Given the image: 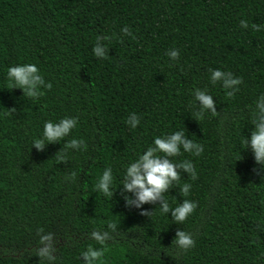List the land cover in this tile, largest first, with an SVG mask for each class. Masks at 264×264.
Instances as JSON below:
<instances>
[{
	"label": "trees",
	"instance_id": "trees-1",
	"mask_svg": "<svg viewBox=\"0 0 264 264\" xmlns=\"http://www.w3.org/2000/svg\"><path fill=\"white\" fill-rule=\"evenodd\" d=\"M97 37L104 58L93 55ZM24 63L51 84L35 99L7 78ZM216 69L241 79L231 97L211 82ZM194 89L212 96L215 116L200 113ZM261 94L264 0H0V264H82L101 247L93 231L111 237L101 264H264V164L241 143ZM70 117L76 127L60 142L32 146L44 122ZM177 130L203 146L169 158L195 171L180 170L163 194L170 208L195 202L182 223L159 201L126 206L120 192L128 164ZM73 138L86 147L66 148ZM107 167L112 198L95 187ZM179 230L194 242L186 250ZM49 233L51 262L38 255Z\"/></svg>",
	"mask_w": 264,
	"mask_h": 264
},
{
	"label": "clouds",
	"instance_id": "clouds-1",
	"mask_svg": "<svg viewBox=\"0 0 264 264\" xmlns=\"http://www.w3.org/2000/svg\"><path fill=\"white\" fill-rule=\"evenodd\" d=\"M240 26L246 28L248 25L242 20ZM121 31L126 35L129 34L127 28H123ZM101 39V37H97V42L92 49L93 55L97 58H104L106 56L107 50L101 43ZM167 55L170 60H176L179 56V51L171 49ZM7 78L11 84V88H19L23 95L33 99L43 95L42 88H51V84L45 82L35 64L24 63L8 67ZM210 80L213 84L220 81L222 87L229 90L227 91L229 97L237 91V87L242 82L239 77H233L232 73L219 69L211 70ZM193 99L194 102H199L196 104L201 114L204 110H207L213 116L216 115L213 109L212 96L207 94L205 90L194 89ZM139 123L140 118L135 113L130 114L126 120V124L131 129H135ZM76 124L77 120L74 117L63 118L56 123L46 121L43 124L41 138L35 139L32 146H35L39 151L47 143L60 142L76 127ZM252 124L253 128L250 131V135L245 137L241 142L242 149L250 150L255 163L261 165L264 164V94H261L255 101ZM185 137L184 130H177L171 134L157 136L152 140V144L139 154L137 159L128 164L120 184L121 196L126 206L139 209L144 203L153 204L159 201L158 206L160 211L165 214L171 212V217L174 221L181 223L193 212L196 207L195 202L183 200L176 207L170 208L168 201L163 196L173 182L180 179V170L184 173H190L195 178V171L191 161L185 160L173 163L169 159L170 157L178 156L181 149L184 152H192L197 156L202 152V145L194 143ZM65 146L70 149H82L86 147L83 140L75 138L69 140ZM161 153L163 155H160ZM95 187L105 196L113 197L117 188L115 191H112L113 175L110 167L103 170ZM189 189L190 185L184 184L180 191L187 195ZM129 193L131 195H128ZM140 214L146 215L147 213L141 212ZM108 227L112 228L113 225H109ZM90 235L101 247H88L86 251L82 252L80 254L82 264H101L105 253L104 245L111 237L108 232L93 231ZM40 241L43 246L39 249L38 255L49 262L53 261L54 256L51 253L55 249L52 243V234L41 235ZM175 241L179 248L185 250L190 248L194 243L190 234L181 230L175 233Z\"/></svg>",
	"mask_w": 264,
	"mask_h": 264
}]
</instances>
